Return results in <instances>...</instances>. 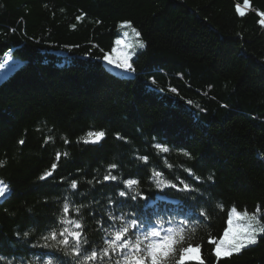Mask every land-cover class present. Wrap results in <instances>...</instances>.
I'll list each match as a JSON object with an SVG mask.
<instances>
[{"label": "trees", "instance_id": "trees-1", "mask_svg": "<svg viewBox=\"0 0 264 264\" xmlns=\"http://www.w3.org/2000/svg\"><path fill=\"white\" fill-rule=\"evenodd\" d=\"M245 5L0 0V66L10 58L0 77V180L8 189L0 199V264H76L63 246L44 247L57 244L44 237L71 227L61 219L78 220L88 250H99L120 226L110 217L121 216L146 226L163 219L164 228L187 220L175 260L190 243L200 245L203 264H264V234L219 259L209 243L222 236L233 207L264 213V0H248L241 16L237 7ZM125 21L145 44L129 75L103 61ZM96 131L105 133L100 142L85 143ZM154 170L177 187L157 188ZM127 179L139 181L135 200ZM181 180L194 190H179Z\"/></svg>", "mask_w": 264, "mask_h": 264}, {"label": "snow or ice", "instance_id": "snow-or-ice-1", "mask_svg": "<svg viewBox=\"0 0 264 264\" xmlns=\"http://www.w3.org/2000/svg\"><path fill=\"white\" fill-rule=\"evenodd\" d=\"M248 0H245L247 5ZM238 13L243 16L244 11L238 6ZM262 18L258 21L259 24L264 26V13L259 14ZM121 27L130 29L132 35H129L128 31L123 33V39H117L115 46L111 49L110 53H106L103 59L108 65H113L115 68H119L124 71H134L132 64L129 62L132 55L135 54L136 48H144L145 44L142 40L136 39L140 37V32L131 25L130 22H125ZM131 50V51H130ZM105 136L103 131L89 132L87 138L84 139L85 143H96ZM23 143V141H21ZM155 147L163 152H168L169 149L161 144L155 145ZM188 156V153H184ZM59 158V153L57 154ZM144 162H147V157L142 158ZM55 167V165H53ZM110 168H116L115 164L109 166ZM169 167H171L169 165ZM189 175H194L191 170H187ZM45 175H51L46 173ZM44 177H41L43 179ZM105 180L116 181L118 179L115 175H106ZM198 180L199 177H196ZM153 182L157 188L163 190L165 187L176 188L177 185L171 181L165 179L161 172H153ZM91 183V182H90ZM124 188L128 192L134 193L131 199L135 200L139 195L138 184L136 179H127L123 181ZM183 185L179 190L181 191H193L194 189L183 180L180 181ZM77 182L75 180L71 183V188L75 189ZM8 191L7 186L3 181H0V197L4 196ZM128 192L121 190L119 196L125 197ZM70 205L65 202L63 205V212L65 215L69 213ZM78 213L79 209H75ZM201 215H206L205 212H201ZM264 213H261V209L258 206L254 213H249L246 209L241 211L236 207L230 210L229 218L227 221V228H225L223 235L218 240L209 238V243L215 245V255L219 259L220 257H231L233 254H240L244 249L251 245H255L258 240L257 237L264 234ZM113 220H119L120 226L113 227L108 233L107 239L104 240L105 247L101 249L92 248L88 250L89 241L83 233V225L78 220L61 219V223L64 225H71V227L65 226L62 231L57 232L53 229L46 240L56 241L57 244H47L44 247L55 248L57 245L63 246L61 250L66 251L65 254H71L74 257H78L76 264H95L99 261L103 264L104 258L111 259L112 255H119V259L115 264H203L201 257L198 255L200 251V245L188 244L186 247L179 248V259L175 260V253L177 246L182 245L187 233L183 225L188 224L187 220H182L175 226L164 228L165 220L157 219L154 224H148L144 220L136 217L130 220H126L125 217H110ZM170 225L172 221H167ZM195 226L191 231L195 232ZM25 236L28 233H24ZM63 237L57 239V237ZM44 264H54L52 260H47Z\"/></svg>", "mask_w": 264, "mask_h": 264}, {"label": "rangeland", "instance_id": "rangeland-1", "mask_svg": "<svg viewBox=\"0 0 264 264\" xmlns=\"http://www.w3.org/2000/svg\"><path fill=\"white\" fill-rule=\"evenodd\" d=\"M240 8H241L243 11H246V10H247V6H246V5H245V6H241ZM125 22H128V21H125ZM125 22H122L121 25H123ZM125 31H128L130 36L132 35L130 29L125 28V27H121V28H120V32H121V34H122L121 39L124 38V37H123V33H124ZM136 39H140V40H141L140 37H139V38H136ZM138 49H139V48H136L135 52H136ZM130 51H131V50H130ZM133 56H134V55H132V57H133ZM132 57H131V59H132ZM131 59H130L129 62H131ZM9 61H10V58L6 57V59L4 60V62H3L2 65H1L2 67L0 66V77L4 74V72H5L6 70H9V68H7V66H6V63H9ZM103 61H104L105 65H107L109 68L115 70L116 72H118V73H120V74H126V75H129V74L132 73V71H124V70H121V69H119V68H115L113 65H108L107 62H106L104 59H103ZM1 69H2V70H1ZM1 71H3V72H1ZM0 181H2V180H0ZM227 226H228V225H227ZM222 235H223V234H222ZM221 237H222V236H221ZM221 237H220V238H221ZM198 255L200 256L199 253H198Z\"/></svg>", "mask_w": 264, "mask_h": 264}, {"label": "bare ground", "instance_id": "bare-ground-1", "mask_svg": "<svg viewBox=\"0 0 264 264\" xmlns=\"http://www.w3.org/2000/svg\"><path fill=\"white\" fill-rule=\"evenodd\" d=\"M200 253V252H199Z\"/></svg>", "mask_w": 264, "mask_h": 264}]
</instances>
